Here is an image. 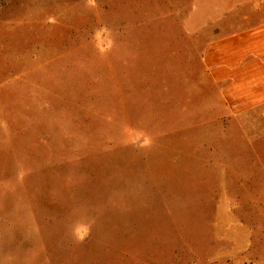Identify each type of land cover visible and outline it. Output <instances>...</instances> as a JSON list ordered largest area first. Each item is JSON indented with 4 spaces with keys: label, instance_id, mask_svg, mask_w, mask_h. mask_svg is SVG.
I'll use <instances>...</instances> for the list:
<instances>
[{
    "label": "rangeland",
    "instance_id": "1",
    "mask_svg": "<svg viewBox=\"0 0 264 264\" xmlns=\"http://www.w3.org/2000/svg\"><path fill=\"white\" fill-rule=\"evenodd\" d=\"M179 3L192 0H0V264L231 261L217 244L236 200L217 196L264 172L217 162L264 150L231 145L241 131L221 126L196 56L175 54ZM253 200L236 217L263 256Z\"/></svg>",
    "mask_w": 264,
    "mask_h": 264
},
{
    "label": "crops",
    "instance_id": "2",
    "mask_svg": "<svg viewBox=\"0 0 264 264\" xmlns=\"http://www.w3.org/2000/svg\"><path fill=\"white\" fill-rule=\"evenodd\" d=\"M168 13L177 16L176 23L181 29L173 36L177 40L173 44L175 54L196 56L193 69L208 77L217 94V107L220 109H217L220 113L217 119L221 126H226L225 119H233L235 128L229 134L241 131L243 143L238 146L235 139H230L231 145L244 151L264 150V128H254L249 126L251 121L248 122L253 118L264 120V0H192L191 5L176 4ZM9 25L8 21L0 23V38L11 36ZM223 131L230 130L223 128L221 136L217 134L220 137L217 148L224 154L228 150ZM245 159V162L236 163L238 165H233L234 161L217 164L226 168H261V173L263 168L264 172V159L257 156ZM261 177L264 180V176ZM256 178L260 180L257 175H236L231 181L226 179L240 186H227L217 196L223 200H236L230 207L221 202L227 209L226 229L229 231L226 238L217 244V258L227 254L232 256L228 264H264L260 242H252L251 245L249 235L245 234L249 229L236 217L247 208L249 201L246 200L250 198L257 200H253L252 207L259 213L264 208V190L260 191L263 180L257 181ZM253 179L261 183L258 191L249 189L248 184ZM223 242L229 249L222 247ZM247 257H253V260L247 261Z\"/></svg>",
    "mask_w": 264,
    "mask_h": 264
}]
</instances>
